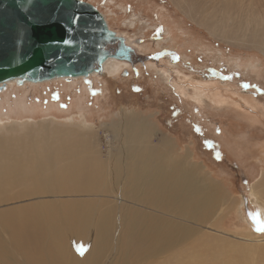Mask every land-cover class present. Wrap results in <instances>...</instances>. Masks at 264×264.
Here are the masks:
<instances>
[{"label": "rangeland", "instance_id": "1", "mask_svg": "<svg viewBox=\"0 0 264 264\" xmlns=\"http://www.w3.org/2000/svg\"><path fill=\"white\" fill-rule=\"evenodd\" d=\"M85 1L94 4L106 16L112 29L132 39L143 38L136 49L142 56V62L84 79L10 84L0 93V133L7 125L16 128L2 133L4 137L28 134L39 125L49 130L59 127L64 130L60 137L69 140L73 137L79 141V155L87 164L94 158L111 162L121 150V138L125 133L123 125L130 126L143 118L150 126L147 146L167 141L176 159L186 158L192 167L200 169V177H206L218 186V191L224 192L225 196L216 203L217 219L210 220L213 225L210 226L230 235L214 233L205 227L210 223L198 226L163 215L160 210L161 213H157L149 211L150 208H139L130 201L117 203L109 193L94 196L91 192L85 196V193L69 192L60 194V198L51 194L30 196L4 201L0 203V209L22 206L39 199L109 201L115 208L116 218L123 210L133 207L195 228L196 238L193 235L189 239L195 244L198 256L194 263L187 256L185 264H219L214 254L221 248L225 259L234 256L237 262L245 261L243 255L252 251L256 258H264V243L258 245L257 242L231 237L240 226L264 236V231L259 230L264 228L262 208L249 196L252 181L260 178L264 168V46L262 51L250 41H244L245 45L226 42L235 39L243 42L237 36L245 38L246 33L242 32L247 29H238L239 26L234 24L246 20V15L253 18L250 20L252 24L264 25V0H182L179 6L174 0ZM182 8L192 9L191 15ZM222 11H225L227 19L224 27L230 29L223 35L210 33L204 23L197 21L208 17L214 24L219 20L221 23L222 14L216 13ZM203 27L226 41L213 38ZM123 70L126 73L122 76ZM184 74L200 75L206 80L200 83L189 80ZM196 90L202 93L200 103L194 98ZM13 121L18 122L15 124ZM110 183L111 179L105 178L102 188L109 189ZM18 190L16 187L10 192L17 194ZM120 192L115 191L113 196H120ZM231 199L235 204H230ZM230 242L243 243V246L231 253L233 246ZM114 254L106 256L103 264H110L117 253ZM128 259H133L132 255ZM135 264L148 262L137 257Z\"/></svg>", "mask_w": 264, "mask_h": 264}, {"label": "bare ground", "instance_id": "2", "mask_svg": "<svg viewBox=\"0 0 264 264\" xmlns=\"http://www.w3.org/2000/svg\"><path fill=\"white\" fill-rule=\"evenodd\" d=\"M181 1L173 2L179 6ZM181 10L191 15L192 9ZM216 14H222L221 23L219 20V23L214 24L208 17L197 21L204 23L203 26L210 33L223 35L230 31L228 27H224L227 20L225 11ZM104 17L106 19L105 15ZM250 20L253 21V18L246 15V20H241L238 25L234 24L235 27L239 26L238 29H247L246 32L245 30L242 32L246 33L245 38L241 34V37L237 38H241L243 42L255 43L263 51L264 25L257 26L258 22L252 24ZM219 24L222 27H218ZM220 28L222 29L219 30ZM117 33L125 38L127 44L138 48L137 44L140 43L135 42V39L122 32ZM126 65H129L126 61L110 58L103 63V71L113 72L125 68ZM92 75L98 76L95 73ZM184 76L200 83L206 80L200 75ZM79 78L82 77L71 80ZM12 83L17 85L15 80H10L5 83L2 91ZM201 96L202 93L196 90L193 97L200 103ZM17 122L13 121L15 124ZM15 128L13 125H7L0 133V203L47 194L59 197L60 194L65 195L69 192H81L85 193V196L91 192L94 196L109 193L117 203L122 200L130 201L139 208L146 210L150 208L149 211L162 212L163 215L198 226L217 219L216 203L225 196L224 192L218 191V186L206 177H200V169L192 167L186 158L176 159L171 144L169 145L167 141H159L157 146H147L150 126L143 118L135 120L130 126L123 125L125 133L121 138V150L111 162L98 161L94 158V161H89L90 164L79 155L81 147L78 146L79 141L73 137L71 140L60 137L64 130L59 127L49 130L39 125L28 134L22 132L23 135L11 137H4L2 134ZM40 134H45L46 137L39 138ZM61 138L64 139L60 140ZM263 169L260 178L252 181L249 196L253 203L262 208L264 217ZM105 178H110L112 183L107 190L102 188ZM16 187L19 188L18 193L12 194L10 190ZM117 190H121L120 196H113ZM230 204H235V201L231 199ZM139 208H127L117 218L114 216L115 208L109 201L69 202L39 199L22 206L0 209V264H103L106 256L113 252L117 254H114V260L112 259L110 264H135L137 257L147 260L148 264L157 261L160 264H180L179 262L185 264L187 256L192 258L193 263L195 262L198 250L189 239L193 235L196 238L195 228L184 222L160 218ZM210 225L211 223L205 227L216 234L230 235L217 227L211 228L213 225ZM236 228L237 232L231 237L257 242L258 245L264 243V236L252 233V229L250 231V228L245 226ZM203 244L206 245L204 242ZM242 244L230 242L233 246L231 253L241 250L238 248L242 247ZM131 255L133 259H128ZM243 256L245 261L242 262H237L234 256L225 259L222 248L214 254L219 264H261L264 261L263 257H257V261L254 251ZM202 257L204 258L203 254Z\"/></svg>", "mask_w": 264, "mask_h": 264}, {"label": "water", "instance_id": "3", "mask_svg": "<svg viewBox=\"0 0 264 264\" xmlns=\"http://www.w3.org/2000/svg\"><path fill=\"white\" fill-rule=\"evenodd\" d=\"M134 41L141 43L143 38ZM110 58L131 67L142 62V56L108 25L94 4L0 0V91L10 80L22 85L99 75Z\"/></svg>", "mask_w": 264, "mask_h": 264}, {"label": "crops", "instance_id": "4", "mask_svg": "<svg viewBox=\"0 0 264 264\" xmlns=\"http://www.w3.org/2000/svg\"><path fill=\"white\" fill-rule=\"evenodd\" d=\"M198 23H196V25H197ZM199 27H201V26H199ZM202 28V27H201ZM204 28V27H203ZM205 30H206V28H204ZM207 31V30H206ZM208 32V31H207ZM208 34L209 35H211L213 38H217V39H221L220 37H218V36H213L212 34H210L209 32H208ZM216 34V33H215ZM221 40H223V41H226V40H224V39H221ZM227 43H231V44H236V43H238L239 45H245V43L246 42H241L239 39H235L234 41L232 40V41H226Z\"/></svg>", "mask_w": 264, "mask_h": 264}, {"label": "snow or ice", "instance_id": "5", "mask_svg": "<svg viewBox=\"0 0 264 264\" xmlns=\"http://www.w3.org/2000/svg\"><path fill=\"white\" fill-rule=\"evenodd\" d=\"M65 43H67V41H65ZM259 230L264 231V228H261V229H259Z\"/></svg>", "mask_w": 264, "mask_h": 264}, {"label": "trees", "instance_id": "6", "mask_svg": "<svg viewBox=\"0 0 264 264\" xmlns=\"http://www.w3.org/2000/svg\"><path fill=\"white\" fill-rule=\"evenodd\" d=\"M57 104V103H56ZM58 105V104H57Z\"/></svg>", "mask_w": 264, "mask_h": 264}]
</instances>
